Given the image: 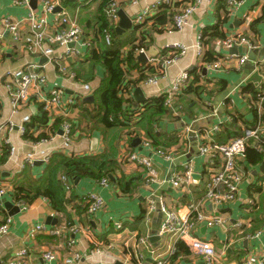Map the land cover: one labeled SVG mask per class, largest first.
<instances>
[{
    "label": "crops",
    "instance_id": "crops-1",
    "mask_svg": "<svg viewBox=\"0 0 264 264\" xmlns=\"http://www.w3.org/2000/svg\"><path fill=\"white\" fill-rule=\"evenodd\" d=\"M73 1L77 2V5L73 6L74 4L70 5L65 0H61L56 9L59 12L63 7L69 13L70 18L81 26L84 32L83 39H91L92 35L89 34L90 32L85 28L83 22L79 20L87 17L89 11H93L94 7L90 9L85 5L94 2V0H88L89 2L86 0ZM158 1L161 0H141L139 3L133 4L131 0H121L120 10H124L132 20L131 28L121 34L117 32L121 39L128 43L125 46L126 50L131 46L129 42L140 37V30L136 28L133 21L134 17L146 6H151ZM186 3L187 1L184 2V4ZM220 3L221 0H201L183 30L174 29L152 33L149 48L153 46L158 54L155 57H149L148 62L141 64H157L156 62L168 53L167 50L177 48L175 47L177 45L185 46L186 52L176 58L156 78L157 83H147L146 81L140 83L137 88L142 89L146 98L144 102L137 103L134 94L137 88L133 90L131 98L134 107L138 108L144 105L149 99L156 98L160 96L161 92L171 88L183 71H190L196 66H202L206 51L212 48L217 58L230 54L247 53L245 46H234L237 51L232 52L231 48L219 45V41H216L213 46L211 44L206 46L202 43L204 52L201 53L199 36L202 35V31L205 28L213 27L220 18L226 17L225 10H220ZM43 7V0H30L28 5L18 4L15 0H0V31L3 30V18H21L30 12L42 15ZM160 11L161 9L158 12ZM48 18L51 22L50 32L61 30V26L54 24L56 18L54 15H49ZM119 22L120 17L116 22V27ZM221 29L226 36L241 34L260 47L248 52L250 59L242 66H230L229 68L223 66L222 69L216 71L204 63L202 75L198 82V86H202L199 91L200 95L190 93L179 98L175 104L178 108L177 114L173 110L171 116H164L161 119L162 128H158V131L162 130L163 132L159 140L164 146H156L155 143L154 145L170 151L173 156L172 161L159 157L143 146L142 141L147 137L144 131L138 129L140 128L138 126L136 133L134 135L130 133V136L125 129H122L113 142H106L103 134L98 131L91 132L88 130L89 125L87 123H83L81 128L87 131L74 136L71 149L64 151L66 154L80 156L109 154V156H117L115 173L109 177L110 184L108 187L101 185L100 180L91 178L80 179L78 184L73 182L78 198H83L93 192L103 197L105 204L96 214L73 209V202L67 205V212L60 213L54 210L50 202L43 197L38 198L26 209L20 207V201L16 198L12 181L29 165L25 160V154L31 151L34 145L21 131V127L23 128L27 123L24 121V117L28 115L31 120L32 117L40 115L41 97L49 96L50 90L61 87L65 91V99H74V102L69 104L70 113L68 116L71 119H77L81 109L86 107L81 102H87L84 101L87 96L81 97L79 105H74L77 98L76 86L80 81L75 78L69 79L63 75L56 64L48 58L22 51L19 45L15 43L13 36L7 31L4 33V37L0 39V123L4 125L14 123L12 130L8 128L4 130V137L8 138L11 144L16 147V153L15 156H10L7 162L0 163V183L7 188L6 193L0 197V223L6 218L12 219L8 234L0 237V264L11 261L17 250L24 247L28 248L26 260L29 264H69L67 261H71L70 264H95L106 261L114 264H153L154 261L149 256L148 250L157 248L162 243V237L159 235L162 221L159 222L158 229H154L153 225L157 222L154 215L157 213L158 202L160 204L163 202L170 209L177 210L182 214L188 212V205L199 201L202 202L203 208L209 216L220 212L225 219V227L220 225L209 226L206 222H198L194 227V234L212 241L217 250L224 255V264H244L248 257L264 256V168L262 167L264 160L258 164L248 163L244 159L239 160L238 165L243 173V180L240 184L238 198L231 203L216 206L203 200V185L208 178L205 159L197 152L198 140L196 135L190 136L189 134L190 132L196 134L197 130H208L218 140L223 131L222 125L226 122H232L235 114L244 117V119L241 117L240 122H238L241 129L247 125L243 121L251 124L255 120L250 103L247 101L248 96L243 93V88L247 83L255 85L253 81L247 82L254 73L249 62L264 56V0H243L238 8L227 15V21ZM149 48L146 49V53ZM74 49L80 50L78 54L68 57V65L71 71L74 69L73 64L78 63V61L81 63L89 57L86 46L80 48L78 44H75ZM58 51L63 50L59 47ZM139 54L141 53L138 52L137 59ZM31 61L41 66V71L48 77L49 81L40 88H33L28 100L22 104L21 108L15 109L2 79V74L8 68L19 67ZM80 65L81 69H84L87 63ZM204 70H206V74H204ZM104 77V70L99 69L96 72V78L89 84L96 89L101 85ZM138 78L139 71H131L130 79L135 81ZM228 90L232 91L229 96H227ZM222 96L224 100H222ZM189 101H193L191 106L195 105L192 115L187 108ZM87 103L90 104L91 102ZM215 109L217 112L214 111ZM202 120L206 124L195 128L196 123ZM217 125H219V130L215 131L214 127ZM60 132L61 130L51 140L42 144L44 149L52 154L63 145ZM38 133L39 131L35 132L34 135L36 136ZM181 134L184 135L181 137ZM190 149L192 153H188ZM133 151L152 156L159 174L158 182L147 185L145 172L141 168L123 162L124 155ZM185 157L186 159L182 160ZM177 160L178 163H176ZM189 160H191L195 180L190 186L191 192L175 189L168 181L169 175L171 176L177 167L183 168L182 163ZM44 164L43 162L40 165L30 164L36 167L33 174H41L44 170ZM171 169L173 170L170 173ZM195 176L200 177L196 180ZM124 186H127L125 192L122 189ZM159 191H161L160 195H158ZM155 197H158L159 200ZM149 199L155 201L156 209L152 214L147 215L146 209ZM249 199H254L257 202L256 208L247 204ZM160 212L163 214L161 205ZM118 223L123 224L128 231L117 234L115 229ZM37 224L43 225L45 229L34 234L32 230ZM53 229L61 230V232L53 234ZM129 234L132 236L131 246L137 242L141 243L142 240L146 241V244L142 242L140 250L145 254V259L137 258L135 252L128 256L129 250L125 249L123 239ZM185 246L189 253H181L175 260H173V256L170 263L201 264L202 258L191 252L187 244ZM46 252H51L53 258L45 259L43 254ZM148 259H151L152 263Z\"/></svg>",
    "mask_w": 264,
    "mask_h": 264
},
{
    "label": "built area",
    "instance_id": "built-area-1",
    "mask_svg": "<svg viewBox=\"0 0 264 264\" xmlns=\"http://www.w3.org/2000/svg\"><path fill=\"white\" fill-rule=\"evenodd\" d=\"M130 1V0H129ZM141 0H131L133 4L139 3ZM179 0H161L151 6H146L141 12H139L133 19L136 26L143 24L146 20L156 15L161 8L162 4L169 5L174 4ZM194 3H189L185 8L181 9L173 17V24L167 27V30H183L195 12L198 4L201 0H193ZM18 4H29L30 0H15ZM61 0H43V14L37 15L34 12H30L27 16L21 18L6 17L2 20L3 30L0 31V39L4 37V33L9 32L16 44L22 49V51L29 52L35 55H41L54 62L59 71L68 77L74 79L75 75L69 69L68 57L73 54H78L79 50L74 49L75 44L79 47L86 46L87 49L91 48L92 41L90 38L84 40V32L81 26L70 18L69 13L61 7L58 12L56 7ZM121 0H116L108 8L109 19L113 22H117L119 19ZM243 0H228V7L233 11L242 4ZM49 15H54L56 18L54 24L61 26V30L58 32H50V20ZM104 40L106 44H112V36L110 32H105ZM201 48L203 53V45L201 42L202 35L199 36ZM72 44V46H69ZM219 45L225 48H233L234 46L247 47L246 54H230L225 57L217 58L213 63L208 64V67L212 70H220L222 67H237L245 65L249 61L248 52L259 49V45L255 44L248 37L241 34H232L225 39L219 41ZM63 51L59 52L58 48ZM177 48H170L171 52H168L165 56L161 57L157 64L160 65V73L162 74L165 69L186 52V47L182 45L175 46ZM168 51V50H167ZM139 53H146V49L140 48ZM203 57V54H202ZM254 71H258L261 75V81L256 85L259 94H257V100L253 101L250 107L256 110L258 113V120L256 126L244 127V134L230 139L227 143H220L213 137L211 131L197 130L196 137L198 140L197 152L205 159V169L208 174L203 189V200L211 202L216 206H221L233 202L238 198L240 184L243 180V173L239 168L238 162L246 154L247 149L254 148L258 152L264 153V56L254 60ZM157 77H151L147 83H157ZM2 79L6 88L12 98L13 107L19 109L22 107L33 88H40L46 85L49 81L48 77L41 71V66L34 61L24 63L19 67L8 68L2 74ZM76 79V78H75ZM194 77L189 70L183 71L174 82L173 86L160 93V96L166 97V105L168 108L174 110L177 114L178 108L175 106L178 95L188 87ZM79 81V80H78ZM94 88L89 83H83L80 81L76 86V97H86L91 95ZM74 99H65V91L61 87H55L50 90L49 96L41 97V103L45 111L49 112L51 116H63L69 118V104L73 103ZM140 111L144 107H139ZM217 112V109L214 110ZM140 112H137L133 117V122L139 120ZM25 122L30 121V117L27 115L24 117ZM14 123L9 125L0 123V158L4 153L5 146H9L10 156H15L16 147L11 144L8 138L4 137V130L8 128L12 130ZM215 131L219 130V125L214 127ZM21 131L24 132V127H21ZM63 145L60 149L67 151L72 147L73 142V125L69 122H65L61 129ZM184 134H181V137ZM188 139V138H187ZM187 141V140H186ZM47 142V141H46ZM143 146L151 150L154 154L165 160L172 161L173 156L170 151L161 147H155L152 139H143ZM45 142L33 143L31 151L25 154V160L27 163L32 164L36 161L47 163L50 160L51 152L44 149L42 144ZM188 146V145H187ZM59 150V149H58ZM188 153H192V150H188ZM9 156V157H10ZM123 162L130 163L138 168H141L145 172V183L147 185L159 181V174L157 172L155 163L151 155L142 154L139 152L126 153L123 158ZM191 160L183 162V168H176L168 180L170 184L175 188L182 191H190V186L195 182L194 171L191 165ZM64 187L70 192L73 188V182L66 176L61 177ZM1 182V181H0ZM101 185L108 187L110 184L109 178H103L99 182ZM7 188L0 183V197L4 195ZM83 201L88 203L87 212L90 214H96L103 208L105 202L103 197L98 193H89L83 197ZM20 207L23 209L28 208V204L20 202ZM247 204L252 208H256L257 202L254 199H249ZM156 209V203L154 200L149 199L147 207V215L152 214ZM161 211L163 212V219L159 228V235L162 237V243L157 248H150L148 250L149 256L154 261L153 264H171L172 257L178 250L179 243H185L191 249L196 256L201 257L205 264H224V255L220 253L214 243L210 240L200 238L194 234V227L198 222H206L209 226L220 225L225 227V219L219 213L209 216L203 208L202 202L191 203L188 205V212L182 214L177 210L170 209L165 203L161 202ZM58 214V213H57ZM61 215V214H59ZM12 224L11 218H6L0 224V237L8 234L10 226ZM45 227L41 224H37L32 232L38 233L43 231ZM128 230L123 224L118 223L116 227V233L121 234ZM61 230L53 229V234L60 233ZM257 235V234H256ZM125 249L129 250L128 256L133 252L137 258L145 259V254L140 250L142 248V242L146 244L145 240L141 243L137 242L133 246L130 245L132 236L125 237L123 239ZM99 245V243H98ZM99 251V249H98ZM28 256V248H20L15 253L13 259L3 264H29L26 260ZM44 258L50 260L53 258L51 252L43 254ZM71 263V261H67ZM95 264H114L113 262H98ZM244 264H264V256L256 258H247Z\"/></svg>",
    "mask_w": 264,
    "mask_h": 264
},
{
    "label": "trees",
    "instance_id": "trees-1",
    "mask_svg": "<svg viewBox=\"0 0 264 264\" xmlns=\"http://www.w3.org/2000/svg\"><path fill=\"white\" fill-rule=\"evenodd\" d=\"M65 1L70 5H77V2L73 0ZM86 1L89 2L88 0ZM115 1L116 0H94V2L86 5L84 3L87 8L91 9V7H94V13L93 11H89L87 17H83L79 20L83 22L85 28L90 32L89 34L92 35V46L88 49L89 57L81 61V63L78 61V63L73 64L74 69H72V72H74L76 80L89 83L96 78L97 70H104L105 77L101 85L92 92L94 100L89 104L87 102H81V96L76 98V103H74V105H79L80 102L86 105V107L81 109L77 119L63 116H51L49 112L44 110L42 104L40 106V115L32 117L24 126V135L27 139L32 141V143L51 140L52 137L62 129L63 124L69 122L73 125V139L76 134L87 131L81 129L83 123L89 125L88 130L91 132L98 131L102 133L106 142H113L119 136L122 129H125L130 136V133L134 135L136 133V128L140 127L138 129L144 131L146 137L152 139L156 146H164L159 140L163 132L162 130L158 131V128H162L161 119L166 115L171 116L173 112V110L166 105V97L158 96L149 99L141 106L144 107L142 111L139 109L140 106L136 108L132 102L131 94L140 83L147 81L151 77H158L161 75L159 71L160 65L155 66L148 63L143 65L141 64L143 62L138 61V50L140 48H149L152 41V33L166 31L167 27L172 25L174 15L185 8L189 3H194V1L185 0L187 1L186 4H184V0L177 1L172 5L166 3L162 4L160 12L146 20L143 24L136 26V28L140 30V37L137 40L129 42L131 46L127 50L125 46L128 45V43L121 39L116 31V22L109 19L107 12L110 5ZM223 9L225 10L226 17L220 18L213 27L205 28L202 31L201 41L206 46L208 44L213 46L216 41L223 40L227 37L221 27L226 23L227 15H230L232 12L228 7V0H221L220 10ZM90 15H92L93 18L90 17ZM105 32H110L112 36L111 45L106 44L104 41L103 34ZM168 52H171V50H168ZM216 59L215 51L212 48L206 51L202 62L203 65L204 63L211 64ZM84 63H87V66L81 69L80 64ZM203 65L196 66L190 70L194 79L192 83L178 95L177 100L183 95L190 93L197 96L200 95L199 91L202 86H198V82L202 75ZM133 70L139 71V78L135 81L130 79V73ZM259 92L260 90H258L256 84L247 83L243 88V93L248 96L247 101L250 105L253 101L258 99L257 94H259ZM192 102L193 101H189L187 104L188 111L191 115L195 108V105H190ZM251 111L255 120L251 122V124L243 121V123L247 124L245 127L257 125L258 113L252 108ZM137 112H140L139 120L133 122L132 117ZM241 117L244 119L243 116L235 114L232 122H226L222 125L223 131L220 138H218V142L227 143L230 139L244 134V128L241 129L238 124ZM42 128L43 130L41 131ZM37 131H39V133L35 136L34 133ZM4 149V153L0 158V163L7 162L10 156L9 146H5ZM241 159H244L248 163L258 164L264 160V153L258 152L254 148H249L245 156ZM116 161L117 156H109V154L80 156L66 154L64 150L59 149L51 154L50 160L44 164V170L41 174H33V170L36 167L29 164L21 173L14 177L12 183L16 198L18 201L28 205L34 203L38 198H46L53 209L60 213L67 212V205L73 202V209L76 208L79 211L87 212L89 204L84 202L83 198H78L73 183V189L68 192L62 183L61 177L66 176L71 179L72 182H74L75 178H91L99 181L105 177L109 178L115 173ZM122 189L124 192L127 191V186H124ZM181 253H189L188 248L183 242L178 244V251L174 255L173 260L178 258Z\"/></svg>",
    "mask_w": 264,
    "mask_h": 264
},
{
    "label": "water",
    "instance_id": "water-1",
    "mask_svg": "<svg viewBox=\"0 0 264 264\" xmlns=\"http://www.w3.org/2000/svg\"><path fill=\"white\" fill-rule=\"evenodd\" d=\"M119 17H120V22H119L118 26L116 27V31L121 34L123 31H125V30H127V29H129V28L132 27V20L130 19L129 16H127V14L125 13V11L122 10V9L119 11ZM70 46H72V44ZM231 51L232 52H236L237 51V48L236 47H233V48H231ZM157 54H158V52L155 50V48L153 46H151L148 49V52L147 53H141V54H139L138 59H139V61H141L143 63H146V62H148L149 57H155ZM251 68L254 69L253 63H252ZM204 74H206V70H204ZM252 75L253 76L250 79H248L247 82L253 81L257 85L261 81V78L262 77H261V75L259 74L258 71H254V73ZM231 92H232L231 90H228L227 96H229ZM134 94H135V97H136V99L138 101L137 103H141V102H144L146 100V98L144 97V94H143L141 88H137L135 90ZM93 100H94V96L93 95L87 96L84 99V101H87V102H92ZM195 128H197V127L195 126ZM60 134H62V131L60 132ZM189 134H190V136L196 135L195 132H190ZM138 141H140V140H138ZM185 159H186V157L184 159H182V160H185ZM34 163L37 164V165L42 164L41 161H36ZM176 163H178V160L176 161ZM262 167L264 168V162L262 164ZM172 170L173 169L170 170V173L172 172ZM199 177L198 176H195L196 180ZM169 178H170V175H169ZM79 180H80V178H75V180H74L75 184H78ZM160 194H161V191L158 192V195H160ZM155 198L157 200H159L158 197H155ZM148 260L152 263V260L151 259H148ZM117 264H122V263H117ZM201 264H205V263L204 262H201Z\"/></svg>",
    "mask_w": 264,
    "mask_h": 264
},
{
    "label": "rangeland",
    "instance_id": "rangeland-1",
    "mask_svg": "<svg viewBox=\"0 0 264 264\" xmlns=\"http://www.w3.org/2000/svg\"><path fill=\"white\" fill-rule=\"evenodd\" d=\"M172 24H173V21H172ZM171 26V25H170ZM71 44H69V46H70ZM253 57H254V54H253ZM253 63V65H254V60H251L250 62H249V65H250V67L252 66V63ZM222 100H224V97L222 98ZM185 107V106H184ZM200 123V124H199ZM199 123H196V127L198 128L199 126H203V125H205L206 124V122L204 121V120H202L201 122H199ZM160 202H158V209H157V213L154 215V219H155V221L157 220V222H158V224H157V222H155L153 225H154V229H156L157 227L159 228V222H161L162 221V219H163V214L160 212ZM158 225V226H157ZM157 228V229H158Z\"/></svg>",
    "mask_w": 264,
    "mask_h": 264
}]
</instances>
